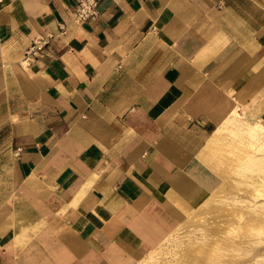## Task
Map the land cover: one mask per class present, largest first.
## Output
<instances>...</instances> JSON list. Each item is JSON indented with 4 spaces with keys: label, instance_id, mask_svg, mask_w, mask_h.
<instances>
[{
    "label": "crops",
    "instance_id": "1",
    "mask_svg": "<svg viewBox=\"0 0 264 264\" xmlns=\"http://www.w3.org/2000/svg\"><path fill=\"white\" fill-rule=\"evenodd\" d=\"M75 4L0 0V264H136L229 170L218 129L264 121V0Z\"/></svg>",
    "mask_w": 264,
    "mask_h": 264
},
{
    "label": "rangeland",
    "instance_id": "2",
    "mask_svg": "<svg viewBox=\"0 0 264 264\" xmlns=\"http://www.w3.org/2000/svg\"><path fill=\"white\" fill-rule=\"evenodd\" d=\"M210 150L229 170L136 264H264V121L234 113Z\"/></svg>",
    "mask_w": 264,
    "mask_h": 264
},
{
    "label": "built area",
    "instance_id": "3",
    "mask_svg": "<svg viewBox=\"0 0 264 264\" xmlns=\"http://www.w3.org/2000/svg\"><path fill=\"white\" fill-rule=\"evenodd\" d=\"M100 0H76V4L70 13L71 22L80 24L88 22L96 15V6ZM58 35L65 34V28L62 24L57 25ZM52 36L46 34L44 38L34 39L23 51L22 64L28 65L39 53L48 45Z\"/></svg>",
    "mask_w": 264,
    "mask_h": 264
},
{
    "label": "bare ground",
    "instance_id": "4",
    "mask_svg": "<svg viewBox=\"0 0 264 264\" xmlns=\"http://www.w3.org/2000/svg\"><path fill=\"white\" fill-rule=\"evenodd\" d=\"M263 194H264V188H263Z\"/></svg>",
    "mask_w": 264,
    "mask_h": 264
}]
</instances>
